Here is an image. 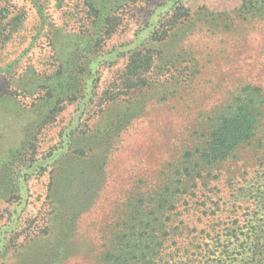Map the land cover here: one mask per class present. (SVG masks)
Segmentation results:
<instances>
[{
	"label": "rangeland",
	"instance_id": "1",
	"mask_svg": "<svg viewBox=\"0 0 264 264\" xmlns=\"http://www.w3.org/2000/svg\"><path fill=\"white\" fill-rule=\"evenodd\" d=\"M242 1L0 0V264H214L263 225L264 8ZM241 100L247 140L201 159Z\"/></svg>",
	"mask_w": 264,
	"mask_h": 264
},
{
	"label": "trees",
	"instance_id": "2",
	"mask_svg": "<svg viewBox=\"0 0 264 264\" xmlns=\"http://www.w3.org/2000/svg\"><path fill=\"white\" fill-rule=\"evenodd\" d=\"M258 5L264 8V0H243L240 5L239 11L241 14L254 12L256 6ZM174 22L176 23V21ZM251 101L252 100L248 102ZM250 105H252V107ZM235 109L236 110H233L232 112L225 111L224 113H220L218 115L216 122H214L215 125H213L212 134L208 146L206 145V148L205 146H203V148L201 149V159H205L206 157L208 158V151L210 152L212 158L221 157L228 153V151L233 149V147L238 142L247 140L249 132L252 129V126H254L253 121L254 118H256V111L258 113H261V110L258 106L255 108L253 103H247V101L245 103L243 102V100L239 102ZM208 161L211 162V160ZM193 186H195L196 189L198 188L196 186V182L194 183V185H192V187ZM179 199L181 200L182 198L176 197L175 201L178 202L180 201ZM260 201L264 203V198L260 199ZM248 214L249 213H247L246 215ZM248 217V222L254 220L252 215L249 214V216L245 218ZM256 220L260 221L261 217L256 218ZM243 228L244 227L241 226L240 228L232 227L230 229L233 232H238V237L236 236V234H234L235 238H238V240L242 235L244 241H241L240 244H234L232 240H230V243L227 242V244H223L221 243L220 238L216 236L220 243L218 245H221L223 249H219L220 251L211 253L209 252V254L212 256L211 261H213L214 264H264V254L263 252H260L261 250H259V248H264V222L261 227H259L255 222L250 226L249 230L246 229V231H243ZM252 235H255V240H257V242L247 248L245 247V245H247V242L250 240ZM210 245L211 244H209L208 242H204L201 247L202 249H205L206 247L209 248ZM228 246H231L232 248V251L230 253H228ZM238 256L240 258H238ZM245 257L248 258L247 263H244V261L242 260Z\"/></svg>",
	"mask_w": 264,
	"mask_h": 264
}]
</instances>
